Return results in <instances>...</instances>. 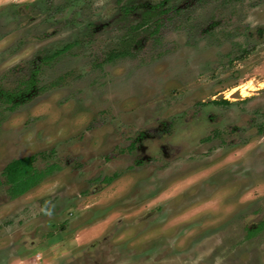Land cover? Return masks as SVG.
<instances>
[{"label": "rangeland", "instance_id": "obj_1", "mask_svg": "<svg viewBox=\"0 0 264 264\" xmlns=\"http://www.w3.org/2000/svg\"><path fill=\"white\" fill-rule=\"evenodd\" d=\"M162 1L0 0V264H264V0Z\"/></svg>", "mask_w": 264, "mask_h": 264}, {"label": "trees", "instance_id": "obj_2", "mask_svg": "<svg viewBox=\"0 0 264 264\" xmlns=\"http://www.w3.org/2000/svg\"><path fill=\"white\" fill-rule=\"evenodd\" d=\"M171 0H163L161 3L150 5L148 6V10L146 12L145 18H143V21L133 28L134 30L138 31L141 29V27H145L149 24L152 17H155L154 26L155 29L152 31V34H157L159 31V27L164 17H160L161 15H168L170 13L175 14L179 13L181 10V7H171V8H165V4L167 2H170ZM171 14V15H172ZM165 15V16H166ZM167 19V18H166ZM135 31V32H136ZM153 35V36H154ZM69 49V46L64 47L62 50L55 51L51 56H47L44 59L52 60L54 58L59 57L63 53H65ZM133 52L132 50L123 48L121 50H112L108 53L106 61L112 62L116 59L125 57L127 55H131ZM43 60V61H46ZM38 66L34 68V71L32 75L29 77L28 80L18 88L12 90V91H4L2 92V99L6 103H11L12 107H15L17 105L16 102H14L15 97H20L22 95L25 99L27 98L28 94L31 93L32 88L35 87L37 81H36V75L38 73ZM215 103H224L229 104L230 102L228 100H220L214 101ZM36 156H25L22 158L14 159L11 162H9L4 170H3V176L5 178V183L8 185L7 192L10 196V198L15 199L18 198L24 194H26L28 191L39 185L46 177L51 175L55 170V165L49 166L45 169H38L34 165ZM108 182L112 181V178H107ZM259 229V226L257 227ZM258 229L254 230L257 231ZM253 234V233H252Z\"/></svg>", "mask_w": 264, "mask_h": 264}, {"label": "bare ground", "instance_id": "obj_3", "mask_svg": "<svg viewBox=\"0 0 264 264\" xmlns=\"http://www.w3.org/2000/svg\"><path fill=\"white\" fill-rule=\"evenodd\" d=\"M247 88H249V87H242V88H240L241 89V94L243 95V96H246V95H248V91H247ZM254 88V87H253ZM236 91V90H235ZM228 96V95H227Z\"/></svg>", "mask_w": 264, "mask_h": 264}]
</instances>
